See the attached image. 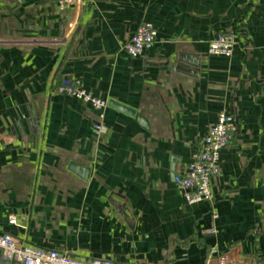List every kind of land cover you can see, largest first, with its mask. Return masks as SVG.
I'll list each match as a JSON object with an SVG mask.
<instances>
[{
    "label": "crops",
    "instance_id": "crops-1",
    "mask_svg": "<svg viewBox=\"0 0 264 264\" xmlns=\"http://www.w3.org/2000/svg\"><path fill=\"white\" fill-rule=\"evenodd\" d=\"M144 21L156 41L133 57ZM219 32L231 56L209 52ZM67 76L136 114L58 93ZM223 110L213 203L189 204L175 173ZM0 232L134 264L264 256V0H0Z\"/></svg>",
    "mask_w": 264,
    "mask_h": 264
},
{
    "label": "built area",
    "instance_id": "built-area-1",
    "mask_svg": "<svg viewBox=\"0 0 264 264\" xmlns=\"http://www.w3.org/2000/svg\"><path fill=\"white\" fill-rule=\"evenodd\" d=\"M156 29L149 21L142 22L124 48L133 57L140 56L150 49L156 41ZM237 36L233 32H219L209 41L211 54L231 56ZM60 94H66L92 104L102 110L109 102L87 90L80 79L64 77L56 88ZM99 129V126L96 125ZM238 124L233 113L223 110L218 114L217 122L212 126L200 146L196 148L190 161L175 173V182L183 190L189 204L201 202L213 203L212 181L220 172L222 150L234 139ZM213 217L217 212L212 210ZM10 224L18 225L16 216L9 217ZM215 233V229H209ZM0 252L8 259H18L22 264H134L111 258L79 257L56 249H46L31 245L9 232H0ZM207 264H229L228 256L221 255ZM245 264H264V256L254 258Z\"/></svg>",
    "mask_w": 264,
    "mask_h": 264
},
{
    "label": "water",
    "instance_id": "water-1",
    "mask_svg": "<svg viewBox=\"0 0 264 264\" xmlns=\"http://www.w3.org/2000/svg\"><path fill=\"white\" fill-rule=\"evenodd\" d=\"M109 106H112L114 108L122 110V111H124L126 113H129L131 115H135L136 114V111L133 108H131V107L125 105V104H122V103H120V102H118L116 100H113V99H111L109 101ZM138 119H139V122H142V118L140 116L138 117ZM70 168L73 171H75L77 174L82 176L83 178H87V176H88V167L87 166H83L81 164H77L75 162H72Z\"/></svg>",
    "mask_w": 264,
    "mask_h": 264
}]
</instances>
